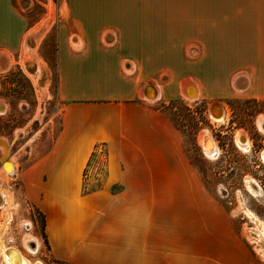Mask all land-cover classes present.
Wrapping results in <instances>:
<instances>
[{"label":"rangeland","instance_id":"374dc122","mask_svg":"<svg viewBox=\"0 0 264 264\" xmlns=\"http://www.w3.org/2000/svg\"><path fill=\"white\" fill-rule=\"evenodd\" d=\"M75 1L83 6L93 3ZM70 3L28 1L26 14L37 23L35 37L10 54L9 62H0V102L4 105L0 110V159L2 155L4 161L12 157L14 165L9 170L2 163L0 169V226L5 223L1 238L6 246L43 264L71 263L49 253L44 216L31 202L21 170L47 152L61 126L55 73L58 29L67 32L72 50L78 48L72 31V17L77 13ZM111 4L120 6L122 12L97 16L124 26L125 52L185 56V64L193 70H177L176 86L193 78L200 88L193 98L182 97L178 91L169 96L162 82V98L155 107L170 118L178 139L176 171L162 173V180L176 185L171 195L178 204H147L143 220L132 219L143 225L145 243L247 245L264 260V131L258 124L259 119L264 121V0H112ZM85 12L79 17L93 16ZM117 43L100 39L105 49ZM212 102L224 106L220 120L208 114ZM203 131L216 142L218 152L213 156L201 148ZM237 132L246 137V148L237 145ZM105 177L106 151L98 146L84 170L83 194L101 189ZM247 177L255 181V194L246 188ZM110 191L119 193L122 187L116 183ZM169 191L162 190V196L166 192L169 196ZM25 234L37 239L34 252L23 244Z\"/></svg>","mask_w":264,"mask_h":264},{"label":"crops","instance_id":"0c3cea01","mask_svg":"<svg viewBox=\"0 0 264 264\" xmlns=\"http://www.w3.org/2000/svg\"><path fill=\"white\" fill-rule=\"evenodd\" d=\"M28 1L0 0V62H9L10 54L35 37L37 23L26 14ZM76 3L71 0L69 5L77 13L72 15V31L78 48L69 47L66 31H57L61 126L47 152L21 170L30 200L44 216L51 256L71 264H264L247 245L145 243L143 225L132 219L143 220L147 204H178L171 195L176 185L162 180V173L177 168V130L155 103L162 98L163 81L167 95L178 91L183 97L188 82L176 86L177 70L193 68L185 64V56L125 52L124 26L97 16L122 12L112 0ZM85 11L93 16L79 17ZM100 39L118 43L105 49ZM187 80L200 91L193 78ZM148 82L158 89L153 101L141 93ZM97 146L106 151L105 182L83 194L84 170ZM116 183L122 191L112 193ZM162 190H170L169 196L166 192L163 197Z\"/></svg>","mask_w":264,"mask_h":264},{"label":"bare ground","instance_id":"6f19581e","mask_svg":"<svg viewBox=\"0 0 264 264\" xmlns=\"http://www.w3.org/2000/svg\"><path fill=\"white\" fill-rule=\"evenodd\" d=\"M184 81L190 83V85L187 83V88L185 89V91H182L183 92L182 95L186 98H193L197 96L198 91H197L196 86H194L189 80H184ZM141 93L143 94L144 97L152 101L158 97V89L155 86V84L151 82H148L147 84H145V87H143ZM3 107H4L3 103L0 102V110H2ZM223 107L224 106L221 104L212 102L211 104L208 105L209 116L213 118L214 120L215 119L220 120L224 115ZM258 124L264 131L263 119L262 120L259 119ZM235 139L237 140L235 141L239 147H242V148L247 147V139L242 134V132H237ZM199 143L201 145V148H203V152L207 156H213L218 152L216 142L208 131H203L200 133ZM262 155H264V153ZM4 164H6L5 166H7L9 170H12L13 165L11 163V157L7 161L5 160ZM245 184H246V188L251 193L255 194L256 192H258L257 191L258 189L256 190L255 185H254L255 181L251 177L246 178ZM4 214L6 216V210L4 211ZM247 215L253 222L258 224L257 219L250 211H247ZM4 229H5V223H3L0 226V261L1 262H3L4 264H43L41 261H35V262L31 261L27 256H25L21 252V250H19L16 247L6 246L3 243L2 238H1V236L3 235ZM23 244L30 252H34L33 250H35V248L31 247V244H34L35 247H37L38 241L32 235L25 234L23 236ZM258 246L260 248L262 247L260 245Z\"/></svg>","mask_w":264,"mask_h":264},{"label":"trees","instance_id":"16d2710c","mask_svg":"<svg viewBox=\"0 0 264 264\" xmlns=\"http://www.w3.org/2000/svg\"><path fill=\"white\" fill-rule=\"evenodd\" d=\"M97 148H98V146H97ZM44 222H45V220H44V217H43V232H44ZM44 236H45V233H44ZM45 239H46V237H45Z\"/></svg>","mask_w":264,"mask_h":264},{"label":"water","instance_id":"95a60500","mask_svg":"<svg viewBox=\"0 0 264 264\" xmlns=\"http://www.w3.org/2000/svg\"><path fill=\"white\" fill-rule=\"evenodd\" d=\"M212 106H214V105H212ZM1 163H4L3 155H2V157H1ZM5 165H6V164H5Z\"/></svg>","mask_w":264,"mask_h":264},{"label":"flooded vegetation","instance_id":"af4514ba","mask_svg":"<svg viewBox=\"0 0 264 264\" xmlns=\"http://www.w3.org/2000/svg\"><path fill=\"white\" fill-rule=\"evenodd\" d=\"M2 168V163H1V159H0V169ZM30 245V244H29Z\"/></svg>","mask_w":264,"mask_h":264},{"label":"built area","instance_id":"2783aa9c","mask_svg":"<svg viewBox=\"0 0 264 264\" xmlns=\"http://www.w3.org/2000/svg\"><path fill=\"white\" fill-rule=\"evenodd\" d=\"M31 247L36 248L34 244H31Z\"/></svg>","mask_w":264,"mask_h":264}]
</instances>
